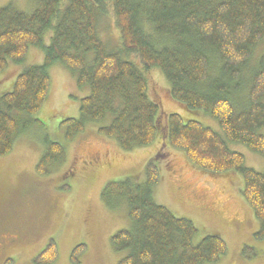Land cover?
I'll list each match as a JSON object with an SVG mask.
<instances>
[{
    "label": "trees",
    "instance_id": "trees-1",
    "mask_svg": "<svg viewBox=\"0 0 264 264\" xmlns=\"http://www.w3.org/2000/svg\"><path fill=\"white\" fill-rule=\"evenodd\" d=\"M107 1L120 49L106 46L98 34L103 0H33L29 12L12 2L0 6V74L11 63L21 64L30 46L43 50L41 63L21 69L0 93V156L12 150L15 139L32 123L30 116L48 95V69L60 64L74 75L77 87H88L78 117L60 123L66 139L108 115L109 122L98 132L114 138L124 150L148 146L161 134L162 145L181 150L201 170L239 173L242 197L264 223V170L247 167L243 154L226 142L241 143L264 160V135L259 132L264 126V57L251 67L247 102L237 107L232 100L254 48L264 40V0ZM49 30V42L43 46ZM122 52L137 55L145 69L156 68L171 98L186 111L201 110L215 119L226 140L199 121L163 111L149 95L144 72ZM158 156L146 163L143 180L110 181L102 190L104 200L116 201L110 206L127 203L132 221L130 228L111 237L116 250L128 249L117 264L215 263L226 252L223 238L213 233L195 241L197 229L191 220L154 201ZM63 157V146L47 140L36 172L46 174ZM83 249L75 247L72 259ZM57 256L54 241H49L34 261L50 264Z\"/></svg>",
    "mask_w": 264,
    "mask_h": 264
},
{
    "label": "rangeland",
    "instance_id": "rangeland-1",
    "mask_svg": "<svg viewBox=\"0 0 264 264\" xmlns=\"http://www.w3.org/2000/svg\"><path fill=\"white\" fill-rule=\"evenodd\" d=\"M8 2L25 12L34 8L33 0H0V6ZM97 30L106 46L120 49L107 0H103ZM50 34V30L45 32L43 46L48 44ZM42 55L41 47L30 46L21 64H9L0 74V93L7 90L21 69L41 63ZM122 56L144 72L149 95L163 111L199 121L225 139L215 119L201 110L186 111L171 98L168 84L156 68L145 69L133 53L122 52ZM261 56L264 40L245 65L248 71L242 74L240 91L232 93L237 107L247 102L250 77ZM48 72L50 88L40 110L30 116L32 123L15 139L12 150L0 156V264H39L34 258L49 241H54L58 249L56 260L50 264H117L128 249L116 250L111 237L118 230L130 228L132 221L127 203L110 206L116 201L104 200L102 190L110 181L130 177L143 180L146 163L158 153L159 180L153 187L154 201L176 216L191 220L197 229L195 241L216 233L226 243L225 254L209 264H264V223L242 197L239 173L231 169L220 174L201 170L181 150L162 145L161 134L148 146L124 150L114 138L98 132V127L109 122V115L100 122L88 123L82 132L66 139L60 123L66 117H78L79 101L88 93V87H77L74 75L60 64L50 66ZM261 101L264 103V96ZM259 132L264 135V126ZM47 140L59 142L64 157L41 175L35 166ZM226 142L231 150L243 154L247 167L264 170L262 155L241 143ZM79 245L84 249L72 259Z\"/></svg>",
    "mask_w": 264,
    "mask_h": 264
}]
</instances>
